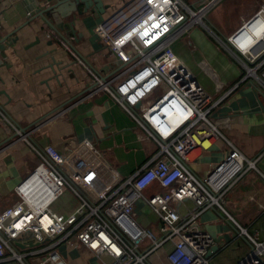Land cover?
<instances>
[{
	"label": "built area",
	"instance_id": "built-area-1",
	"mask_svg": "<svg viewBox=\"0 0 264 264\" xmlns=\"http://www.w3.org/2000/svg\"><path fill=\"white\" fill-rule=\"evenodd\" d=\"M203 14L204 8L180 0H125L101 15L93 31L114 70L103 78L87 69L96 89L130 116L156 151L133 174L120 176L87 142L31 145L38 164L15 185L16 201L0 212V264H63L60 244L82 245L99 260L107 255L108 264H150L151 255L170 245L166 264H209L215 241L200 227V215L216 208L230 218L224 198L240 183L255 188L249 200L259 192L264 198L262 152L249 156L230 144L203 177L187 164L193 150L207 147L210 134L222 137L209 114L215 103L171 46L191 25L202 24ZM220 43L242 66L241 79L264 95V3ZM152 186L160 191L146 197L143 191ZM65 191L78 200L66 215L51 209ZM139 199L156 215L155 231L136 221ZM258 235L238 226L236 237L250 250L236 264H264ZM40 254L41 260L33 258Z\"/></svg>",
	"mask_w": 264,
	"mask_h": 264
},
{
	"label": "crops",
	"instance_id": "crops-1",
	"mask_svg": "<svg viewBox=\"0 0 264 264\" xmlns=\"http://www.w3.org/2000/svg\"><path fill=\"white\" fill-rule=\"evenodd\" d=\"M124 1L101 0L103 13ZM180 1L204 8V14L202 24L191 25L171 46L215 103L209 114L222 135L210 134L207 147L193 150L187 164L203 177L235 144L249 156L262 152L258 167L264 172V95L241 79L242 66L220 43L264 0ZM53 4L65 13L63 18L44 12ZM69 4L67 0H0V38L9 36L0 52V212L16 201L15 185L38 164L31 145L62 148L64 140L87 142L120 176L133 174L157 148L108 94L94 86L89 68L103 78L114 70L93 31L100 17L93 4L82 15ZM78 7L82 9L83 3ZM255 194V188L240 183L224 198L230 218L216 208L200 215V227L215 241L206 254L209 264H236L249 252L250 246L236 237V230L239 226L253 233V218L263 211L259 206L264 201L261 192L249 200ZM69 195L72 205L63 203L54 211V203L51 209L64 215L72 212L78 200ZM135 214L139 225L156 230V215L140 199L135 202ZM242 245L247 250L237 252ZM169 248L166 245L162 253L154 254L157 264H166ZM76 252L68 249L60 257L63 264H97L99 260L88 249L85 254ZM99 261L108 264L109 257L103 255Z\"/></svg>",
	"mask_w": 264,
	"mask_h": 264
},
{
	"label": "rangeland",
	"instance_id": "rangeland-1",
	"mask_svg": "<svg viewBox=\"0 0 264 264\" xmlns=\"http://www.w3.org/2000/svg\"><path fill=\"white\" fill-rule=\"evenodd\" d=\"M174 49V48H173ZM178 55V54H177ZM179 56V55H178ZM180 58V57H179ZM39 161V160H38ZM157 188L155 186H152L150 187V189L146 190V191H143V194L146 196V197H149L150 195H152L154 192H156ZM72 197L69 195V192L68 191H65L59 198L58 200L55 202V206L53 207V210L55 211L57 206L65 203L66 205H72L71 204V199ZM253 229L252 230H257L259 232V235H258V238L261 239V240H264V210L263 211H257L255 213V216L253 218ZM252 232V231H251ZM75 250L77 251L76 253H80V254H85L86 252V248L82 245L78 246V247H74L73 246V249L71 248V246L69 245H65V244H60L56 247V250L59 254V256L62 258L64 257V253L67 251V250ZM247 250L246 246L245 245H242L240 246L238 249H237V252H245ZM162 249H159L158 252H161L162 253ZM33 258H36V260H41L42 259V254H40L39 256H36V257H33ZM102 258V257H101ZM155 256L154 254L151 255L149 258H148V262L150 264H157L155 261ZM97 264H102L99 260L97 261Z\"/></svg>",
	"mask_w": 264,
	"mask_h": 264
},
{
	"label": "water",
	"instance_id": "water-1",
	"mask_svg": "<svg viewBox=\"0 0 264 264\" xmlns=\"http://www.w3.org/2000/svg\"><path fill=\"white\" fill-rule=\"evenodd\" d=\"M67 1H69V3H70L69 5L71 6V8H73L74 11H77L78 14H81V15H82V13H84V11H86L87 7L91 4H93L95 6L94 11L99 15V17H101V15L104 12V5L102 4L101 0H67ZM80 2L83 3L82 9H80V7H78ZM44 12H48V14L49 13L57 14L58 17H60V18H63L65 15V13H63L59 8H57V4H53V5L49 6V8H47V10H45ZM8 37L9 36L0 38V52L3 50V45L5 46L8 43V39H9Z\"/></svg>",
	"mask_w": 264,
	"mask_h": 264
}]
</instances>
